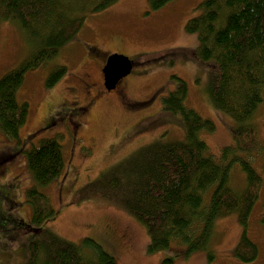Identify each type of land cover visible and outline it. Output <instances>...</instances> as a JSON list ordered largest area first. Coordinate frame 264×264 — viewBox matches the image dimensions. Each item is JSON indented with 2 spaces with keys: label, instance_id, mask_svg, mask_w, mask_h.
I'll return each mask as SVG.
<instances>
[{
  "label": "rangeland",
  "instance_id": "obj_1",
  "mask_svg": "<svg viewBox=\"0 0 264 264\" xmlns=\"http://www.w3.org/2000/svg\"><path fill=\"white\" fill-rule=\"evenodd\" d=\"M202 0H169L151 9L148 0H115L95 12H86L76 36L51 59L24 74L16 93L28 113L18 138L0 130V264H26L28 244L36 228L25 201L34 184L26 152L42 139L60 144L63 167L59 176L41 187L54 214L40 228L79 242L88 237L114 257L117 264H264V89L253 114L261 149L250 157L262 185L248 220L247 235L259 249L257 258L242 262L234 256L242 226L237 211L218 216L205 249L185 252V245L148 251L144 225L117 201L92 194L95 181L142 146L160 139L184 140L179 115L162 109V97L176 86L172 75L187 86L185 105L214 124L199 137L207 153L219 158L232 144L235 122L211 98L214 83L211 62H199L191 53L196 33L185 28ZM33 44L14 20H0V77L31 53ZM112 53L123 54L133 68L112 90L102 85L100 67ZM56 66L66 67L53 85L46 80ZM229 185L241 190L245 174L239 163L230 169ZM209 193L205 195V201ZM208 254H211L209 257Z\"/></svg>",
  "mask_w": 264,
  "mask_h": 264
},
{
  "label": "trees",
  "instance_id": "obj_2",
  "mask_svg": "<svg viewBox=\"0 0 264 264\" xmlns=\"http://www.w3.org/2000/svg\"><path fill=\"white\" fill-rule=\"evenodd\" d=\"M114 1L0 0V20L16 21L33 44L30 55L0 77V130L5 136L19 141V128L26 121L28 105L19 103L16 93L27 70L53 58L72 40L86 12ZM168 1L148 0L151 9ZM197 8L199 12L185 26L197 35L198 44L191 53L214 67L210 95L214 105L235 122L230 126L232 144L222 148L219 158L207 153L199 132L212 131L214 124L185 105L186 83L172 75L176 86L162 97V109L179 115L185 139H158L142 146L101 175L91 193L117 201L139 220L148 234L150 252L168 248L173 241L185 245L186 254L205 249L214 220L236 210L242 233L233 254L242 262H251L259 253L247 229L262 185L250 157L261 149L253 114L264 89V0H202ZM65 72L66 67L56 66L46 85H53ZM26 157L34 184L26 190L25 201L36 228L26 264H117L91 238L73 242L40 228L54 214L49 197L40 188L59 176L62 149L56 139L46 138L29 149ZM235 163L245 174L241 190L229 185ZM260 221L264 224V203ZM170 263L165 259L161 264Z\"/></svg>",
  "mask_w": 264,
  "mask_h": 264
},
{
  "label": "water",
  "instance_id": "obj_3",
  "mask_svg": "<svg viewBox=\"0 0 264 264\" xmlns=\"http://www.w3.org/2000/svg\"><path fill=\"white\" fill-rule=\"evenodd\" d=\"M132 67L133 64L129 57L118 53L110 54L102 68L106 89H114L123 78L130 74Z\"/></svg>",
  "mask_w": 264,
  "mask_h": 264
},
{
  "label": "flooded vegetation",
  "instance_id": "obj_4",
  "mask_svg": "<svg viewBox=\"0 0 264 264\" xmlns=\"http://www.w3.org/2000/svg\"><path fill=\"white\" fill-rule=\"evenodd\" d=\"M104 65V64H103ZM103 65H102V67H100L99 69H100V73H101V75H102V85L104 86V83H103V73H102V68H103ZM117 86V85H116ZM105 87V86H104Z\"/></svg>",
  "mask_w": 264,
  "mask_h": 264
}]
</instances>
